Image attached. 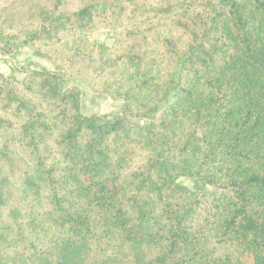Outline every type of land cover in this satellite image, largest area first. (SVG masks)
<instances>
[{"label":"trees","instance_id":"trees-1","mask_svg":"<svg viewBox=\"0 0 264 264\" xmlns=\"http://www.w3.org/2000/svg\"><path fill=\"white\" fill-rule=\"evenodd\" d=\"M14 39L53 72H0V264H264V0H0Z\"/></svg>","mask_w":264,"mask_h":264},{"label":"rangeland","instance_id":"rangeland-1","mask_svg":"<svg viewBox=\"0 0 264 264\" xmlns=\"http://www.w3.org/2000/svg\"><path fill=\"white\" fill-rule=\"evenodd\" d=\"M118 37L116 31L113 30H99L92 33L89 36V39L93 42L104 44V45H111L115 39ZM19 39V38H17ZM17 39H14L11 44L12 55H6L0 53V71L4 76L13 77L14 70L18 66H21L20 60L18 59L19 56L22 54L31 55L33 58L41 60V63L36 65H32L28 70L24 71V76L29 72H48L46 69L47 66L51 67L53 70L52 65L45 59L35 56L28 47L20 46ZM0 46H3L0 43ZM9 63L10 65L6 64ZM51 70V72H53ZM19 72H16V74ZM17 74V75H18ZM16 75V76H17ZM19 76V75H18ZM24 76L21 78L23 79ZM16 79V80H21ZM66 87H75L81 92V109L80 114L82 116H102L107 118H112L113 116L117 115L119 112V108L122 104L121 100H111L105 96H99L92 93L82 82L80 81H69L66 84ZM172 102L171 97L166 98L161 105L159 106V110L154 115L151 120H130L129 122V129L128 133L131 138L136 139L139 136L141 131H145L151 127V124L155 122L160 116L164 114L169 104ZM177 183L187 189L192 188V181L186 177H180L177 180ZM202 246L210 251L212 255L216 258H221L226 255H230L233 249L228 246L227 244H219L213 240H202ZM26 264H70L63 260L62 255L59 252H51L49 254H34L32 252H27L25 256ZM244 264H253L251 258L245 257L243 259Z\"/></svg>","mask_w":264,"mask_h":264},{"label":"crops","instance_id":"crops-1","mask_svg":"<svg viewBox=\"0 0 264 264\" xmlns=\"http://www.w3.org/2000/svg\"><path fill=\"white\" fill-rule=\"evenodd\" d=\"M18 59L20 60L21 66H18L16 69H13V77H15L16 79H21L24 76V71L28 70V68H30L32 65L41 63V60L33 58L31 55L27 54H22V56H19ZM6 64L10 65L9 63ZM46 69L48 70V72H51L52 70V68L49 66H47ZM16 72H19V74L17 73L19 76L16 74Z\"/></svg>","mask_w":264,"mask_h":264}]
</instances>
